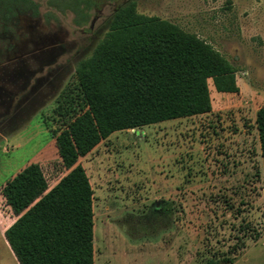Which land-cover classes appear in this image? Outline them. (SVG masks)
I'll return each mask as SVG.
<instances>
[{"label": "rangeland", "instance_id": "374dc122", "mask_svg": "<svg viewBox=\"0 0 264 264\" xmlns=\"http://www.w3.org/2000/svg\"><path fill=\"white\" fill-rule=\"evenodd\" d=\"M34 1L36 17L0 16V190L31 164L49 188L67 174L54 135L82 106L76 68L127 0H94L83 28L69 11ZM136 12L210 46L236 69L239 92L217 96L209 81L210 115L116 132L79 160L93 192L95 264H264L255 124L264 108V0H137ZM15 220L0 195V264H18L4 236Z\"/></svg>", "mask_w": 264, "mask_h": 264}, {"label": "trees", "instance_id": "16d2710c", "mask_svg": "<svg viewBox=\"0 0 264 264\" xmlns=\"http://www.w3.org/2000/svg\"><path fill=\"white\" fill-rule=\"evenodd\" d=\"M136 2L114 9L96 51L76 68L82 106L54 135L67 174L49 188L39 166L31 164L0 190L16 217L4 236L18 264H95L93 192L79 160L116 132L209 114V81L218 94L239 92L236 69L227 60L194 35L139 15ZM48 4L69 11L77 28L88 25L95 8L94 0ZM24 13L38 16L34 0H0L3 19ZM255 124L264 173V108Z\"/></svg>", "mask_w": 264, "mask_h": 264}, {"label": "crops", "instance_id": "0c3cea01", "mask_svg": "<svg viewBox=\"0 0 264 264\" xmlns=\"http://www.w3.org/2000/svg\"><path fill=\"white\" fill-rule=\"evenodd\" d=\"M217 96H226V94H217ZM213 108H214V106H213V102L211 100V112L209 114L201 115V116H208V115H210L213 112ZM196 117H200V116H196ZM196 117H191V118H187V119H179V121L188 120V119H192V118H196ZM174 121H176V120H174ZM179 121H177V122H179ZM140 129H142V128H140ZM136 130H139V129H136ZM130 131H135V130H130Z\"/></svg>", "mask_w": 264, "mask_h": 264}, {"label": "flooded vegetation", "instance_id": "af4514ba", "mask_svg": "<svg viewBox=\"0 0 264 264\" xmlns=\"http://www.w3.org/2000/svg\"><path fill=\"white\" fill-rule=\"evenodd\" d=\"M3 74H4V72H2ZM2 73H0V74H2ZM4 76V75H3ZM3 76L1 77V75H0V80H2V78H3ZM2 82V81H1Z\"/></svg>", "mask_w": 264, "mask_h": 264}]
</instances>
